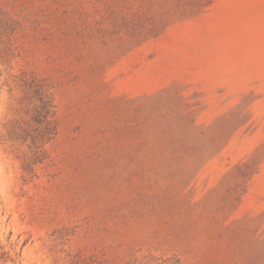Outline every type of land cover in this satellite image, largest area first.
<instances>
[{
  "label": "rangeland",
  "instance_id": "obj_1",
  "mask_svg": "<svg viewBox=\"0 0 264 264\" xmlns=\"http://www.w3.org/2000/svg\"><path fill=\"white\" fill-rule=\"evenodd\" d=\"M5 68L0 264H264V0H0Z\"/></svg>",
  "mask_w": 264,
  "mask_h": 264
},
{
  "label": "clouds",
  "instance_id": "obj_2",
  "mask_svg": "<svg viewBox=\"0 0 264 264\" xmlns=\"http://www.w3.org/2000/svg\"><path fill=\"white\" fill-rule=\"evenodd\" d=\"M11 71V68H5L3 72H0V136H6V128L4 127L10 121L19 118L17 111H15L17 100L21 97L22 92L19 89L17 83H8L7 73ZM11 89V93L10 90ZM29 146L27 143L11 142L5 139L0 142V161L7 160L9 165L21 164V158L30 157ZM2 171V169H0ZM48 239L47 234H44L43 241ZM12 256V261L9 264H34V261L30 256L25 254L24 256L17 257L14 250L9 252ZM35 255V253H33Z\"/></svg>",
  "mask_w": 264,
  "mask_h": 264
}]
</instances>
